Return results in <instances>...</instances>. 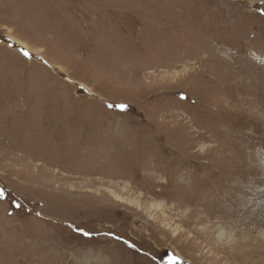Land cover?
Listing matches in <instances>:
<instances>
[{
    "label": "rangeland",
    "instance_id": "374dc122",
    "mask_svg": "<svg viewBox=\"0 0 264 264\" xmlns=\"http://www.w3.org/2000/svg\"><path fill=\"white\" fill-rule=\"evenodd\" d=\"M0 192V264H264V0H0Z\"/></svg>",
    "mask_w": 264,
    "mask_h": 264
},
{
    "label": "snow or ice",
    "instance_id": "6c2138e0",
    "mask_svg": "<svg viewBox=\"0 0 264 264\" xmlns=\"http://www.w3.org/2000/svg\"><path fill=\"white\" fill-rule=\"evenodd\" d=\"M26 57H28V56H30V54L28 53V52H24L23 53ZM109 107H114L113 105H109ZM120 107V109H121V111H124V110H126V106H124V105H121V106H119ZM3 193L2 192H0V199H2L3 198ZM17 207H19V205H16Z\"/></svg>",
    "mask_w": 264,
    "mask_h": 264
},
{
    "label": "bare ground",
    "instance_id": "6f19581e",
    "mask_svg": "<svg viewBox=\"0 0 264 264\" xmlns=\"http://www.w3.org/2000/svg\"><path fill=\"white\" fill-rule=\"evenodd\" d=\"M27 49H29V48H27ZM29 50H30V49H29ZM30 51H31V50H30ZM32 52H33V51H32ZM32 52H31V53H32ZM33 53H34V52H33ZM35 54H36V53H35ZM199 192H200V191H199ZM192 201H193V200H192ZM190 203H191V202H190ZM203 209H204V208H203ZM202 213H203V212H202Z\"/></svg>",
    "mask_w": 264,
    "mask_h": 264
}]
</instances>
